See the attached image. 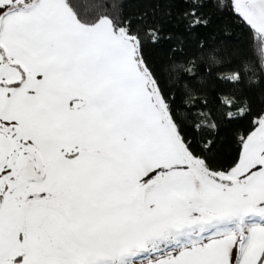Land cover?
I'll use <instances>...</instances> for the list:
<instances>
[{"label":"snow or ice","instance_id":"snow-or-ice-1","mask_svg":"<svg viewBox=\"0 0 264 264\" xmlns=\"http://www.w3.org/2000/svg\"><path fill=\"white\" fill-rule=\"evenodd\" d=\"M0 264H264V0H0Z\"/></svg>","mask_w":264,"mask_h":264}]
</instances>
